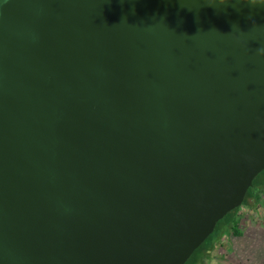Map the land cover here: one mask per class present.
Masks as SVG:
<instances>
[{
    "label": "water",
    "instance_id": "obj_1",
    "mask_svg": "<svg viewBox=\"0 0 264 264\" xmlns=\"http://www.w3.org/2000/svg\"><path fill=\"white\" fill-rule=\"evenodd\" d=\"M264 170V0H0V264H184Z\"/></svg>",
    "mask_w": 264,
    "mask_h": 264
},
{
    "label": "crops",
    "instance_id": "obj_2",
    "mask_svg": "<svg viewBox=\"0 0 264 264\" xmlns=\"http://www.w3.org/2000/svg\"><path fill=\"white\" fill-rule=\"evenodd\" d=\"M263 194H261L260 201H264ZM240 210L241 208L237 213L238 234H234L230 231V233L224 234L223 236L218 238L210 252L208 264L258 263L256 261H253L252 263L249 262L254 253L258 251L261 252V250L264 249V245L260 241V239H262V236H260V238H258V236L255 237L259 230L264 231V229L261 226H258L255 221L253 222L249 219L244 223L241 216L245 215V217H249L251 219V217L249 216V210L251 209H244V211ZM251 222L252 225H248Z\"/></svg>",
    "mask_w": 264,
    "mask_h": 264
},
{
    "label": "trees",
    "instance_id": "obj_3",
    "mask_svg": "<svg viewBox=\"0 0 264 264\" xmlns=\"http://www.w3.org/2000/svg\"><path fill=\"white\" fill-rule=\"evenodd\" d=\"M263 192L264 170L258 173L253 179V185L246 191L241 205H246L250 208L259 207L260 197ZM240 206L231 210L222 219L217 221L212 233L194 250L184 264H208L210 252L216 240L224 234L230 233V231L238 234L237 213L241 208Z\"/></svg>",
    "mask_w": 264,
    "mask_h": 264
},
{
    "label": "rangeland",
    "instance_id": "obj_4",
    "mask_svg": "<svg viewBox=\"0 0 264 264\" xmlns=\"http://www.w3.org/2000/svg\"><path fill=\"white\" fill-rule=\"evenodd\" d=\"M259 204H260V206L259 207L257 206L256 208H250V207H248L246 205H241L240 206L241 207L240 211H244V209L253 210V211L249 210V216L251 217V219L249 217H245V215H243L241 217H242L244 223H245L246 220L249 219V220H251L253 222L255 221V223H257L258 226H261L264 229V201H260ZM247 213H248V211H247ZM248 225L251 226L252 222L250 224H248ZM256 236H258V238H260V236H262V239H260V241L264 245V231L263 230H259V232L255 235V237ZM253 261L258 262L256 264H263V262H264V249H262L261 252L258 251V252L254 253L252 255V257L250 258V262L249 263H252Z\"/></svg>",
    "mask_w": 264,
    "mask_h": 264
}]
</instances>
